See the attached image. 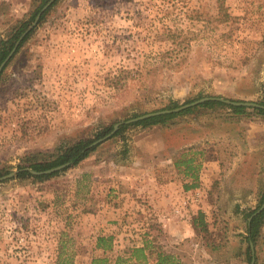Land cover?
Listing matches in <instances>:
<instances>
[{"label":"rangeland","instance_id":"obj_1","mask_svg":"<svg viewBox=\"0 0 264 264\" xmlns=\"http://www.w3.org/2000/svg\"><path fill=\"white\" fill-rule=\"evenodd\" d=\"M33 6L0 0V38ZM49 8L0 79L1 176L20 170L0 180V264H91L104 254L96 248L101 234H116L124 247L140 240L144 226L149 235L169 233L153 220L152 204L116 211L124 200L95 189L91 172L107 173L108 164L95 162L119 163L141 131L161 124L124 123L120 134L50 178L22 170L32 160H49L63 144L173 101L264 99V0H57ZM231 112L197 108L172 124L199 128L202 119L213 140L223 134V175L246 156L233 175L189 199L192 219L204 211L209 229L173 244L185 264H252L248 224L264 202V116L247 107L230 122ZM254 248L255 264H264V224Z\"/></svg>","mask_w":264,"mask_h":264},{"label":"crops","instance_id":"obj_2","mask_svg":"<svg viewBox=\"0 0 264 264\" xmlns=\"http://www.w3.org/2000/svg\"><path fill=\"white\" fill-rule=\"evenodd\" d=\"M226 119L231 122L241 118L240 115L237 116L231 112ZM192 124H186V127L175 124L165 126L168 128H162L164 125L161 124L160 126L155 125L153 129L141 131L128 146L126 155L118 158L121 159L119 163L117 160L110 163L108 161L95 162L98 155L94 156L93 160L97 165L105 163L110 166L105 174L91 171L95 173L92 176L95 189L104 188L108 197L124 200L123 206L119 203V207L114 209L120 212L131 207H138L144 211L145 203L152 204L153 210L154 208L156 210L153 220L159 224L160 228L164 227V230L169 232L168 235L163 236L149 235V230H146L142 220L140 227H144L140 228V240L134 245L128 244L124 247L118 246L120 241L118 242L116 234H101L114 236V249L106 252L111 257L127 246H146L145 252L149 264H157L160 258L159 252L162 251L172 254L185 264L184 253L173 244H184L192 237L190 232L195 231L194 217L192 219L188 208L189 204L192 205L189 199H194L192 197L194 194L202 196L208 193L207 190L212 188L215 180L233 175L240 159L246 158L245 155L234 158L226 169V174L223 175L224 155L228 150L220 142L224 139L223 134H218L220 141L213 140L208 124L204 120H200L199 128H192ZM181 158H193L194 164L200 165L196 185H193V176L185 172V167L176 165ZM175 210H179L178 214ZM95 225L100 226V221L96 220ZM98 250L105 253L102 249ZM207 254L210 253L207 252Z\"/></svg>","mask_w":264,"mask_h":264},{"label":"trees","instance_id":"obj_3","mask_svg":"<svg viewBox=\"0 0 264 264\" xmlns=\"http://www.w3.org/2000/svg\"><path fill=\"white\" fill-rule=\"evenodd\" d=\"M48 0H34V6L28 17L24 20H21L19 24L13 28L12 32L9 34L8 37L6 38H0V64L2 61L7 57L11 49L14 47L16 40L19 38V36L22 34V32L30 25L38 12L41 10V8L44 6V4ZM57 2V0H56ZM54 2V4L56 3ZM50 8H48L43 14L40 19L42 21ZM34 29H32L26 36L25 38L21 41L20 46L18 47L16 53L21 49V47L24 45V43L30 38L32 33L34 32ZM176 35H174V41H176ZM179 43V42H178ZM15 53V54H16ZM13 55V57L15 56ZM12 57V58H13ZM11 61V59H10ZM9 61V62H10ZM8 62V63H9ZM7 66V65H6ZM5 66V68H6ZM3 74V71L0 75ZM205 97L204 95H200L199 98ZM215 97H221V96H215ZM190 102V101H188ZM258 103L262 104L263 106H258L254 107V109L260 113L261 115L264 116V99L262 101H259ZM180 106V103L178 101H173L171 105H169L167 108H174ZM227 106L230 107L237 116L245 113L247 106L244 105H233V104H228L222 100H217V99H210L202 102L201 104L194 106V107H189L186 108L180 112H174V113H168V114H162V115H157V116H152L149 118H145L142 120H139L133 124L135 125H141V126H150L154 124H162L164 126H169L174 123V120L176 117L180 115H184L187 113H191L197 108H204V107H210V108H215V107H223ZM131 125V124H130ZM129 124H123L120 126L119 130L114 134H120L123 129H125ZM114 128V124L105 126L101 129H99L95 136L92 138H81L78 139L72 143H67L61 145V147L58 148V150L54 153L48 154L49 160L46 161H37L34 162L32 159V162L30 166L33 169L36 170H46L49 168H52L54 166L60 165L62 163H67L69 162L70 165L65 168L64 170L78 165L82 160L87 158L91 152L97 149L96 146L90 147V145L98 138L104 137L108 133H110ZM178 167H185V172L187 174H191L194 178V183L193 185H196L198 175L197 172L200 168V165L194 164V159H186V158H181L178 160L177 164ZM61 171H56L54 173H49V174H42V175H36V178L39 179H46L50 178L52 176L58 175ZM2 175V172L0 171V176ZM264 197V195H263ZM257 210V209H256ZM254 210L251 214L250 217L256 212ZM195 229H200V227L203 228V230L208 231L209 229V224L206 220V215L205 212L200 210L198 216L194 217L193 219ZM264 224V210L261 211L260 213H257L252 216V219L249 221L248 224V232L249 236L248 239L250 241H253L254 243L257 241V237L261 233V228ZM96 248L97 249H102L105 251L103 255H98L94 256L92 258L91 264H149L148 262V256L145 252V247H137V246H132L129 247L127 246L124 248L122 251L117 253L114 257H111L109 254L106 252L112 251L114 249V236L113 235H100L97 239L96 243ZM251 247H248L249 251V258L252 260V254H251ZM159 260L157 264H183L180 260H178L175 256L172 254H166L163 251L159 252Z\"/></svg>","mask_w":264,"mask_h":264},{"label":"water","instance_id":"obj_4","mask_svg":"<svg viewBox=\"0 0 264 264\" xmlns=\"http://www.w3.org/2000/svg\"><path fill=\"white\" fill-rule=\"evenodd\" d=\"M56 0H48L47 3L41 8V10L38 12V14L36 15L34 21L32 22V24L30 26H28L23 32L22 34L19 36V38L16 40L14 47L11 49V51L9 52V54L7 55V57L2 61V63L0 64V75L3 71V69L5 68V66L7 65V63L10 61V59L13 57V55L16 53L18 47L21 44V41L25 38V36L33 29L35 28V26L39 23L42 14L55 2ZM210 99H217V100H222L228 104H233V105H244L247 107H258V106H263L262 104L258 103V102H254V101H238V100H232V99H228V98H224V97H215V96H205L202 98H198L194 101L191 102H187V103H183L178 107H174V108H164V109H160V110H156V111H152V112H147L141 115H138L134 118H130L126 121H120L117 122L114 125L113 130L108 133L107 135H105L104 137L98 138L96 139L91 145L92 146H96L98 144H100L101 142L107 140L108 138H110L111 136H113L120 128V126L124 123H132V122H137L139 120L145 119V118H149L152 116H157V115H162V114H168V113H174V112H180L186 108L189 107H194L197 106L199 104H201L202 102L206 101V100H210ZM70 165L69 162L67 163H62L60 165L54 166L52 168L46 169V170H36L30 167L24 168L22 170H28L29 172H31L32 174L35 175H42V174H49V173H54L56 171H61L65 168H67ZM20 170H14L11 171L8 174H5L3 176L0 177V180L3 179H7V178H12L14 177ZM264 210V202L263 204L256 210V212L253 214H257L260 213L261 211ZM252 215V216H253ZM252 216L250 217L249 221L252 219ZM251 248H252V264H255L256 262V257H255V248H254V242L251 241Z\"/></svg>","mask_w":264,"mask_h":264},{"label":"built area","instance_id":"obj_5","mask_svg":"<svg viewBox=\"0 0 264 264\" xmlns=\"http://www.w3.org/2000/svg\"><path fill=\"white\" fill-rule=\"evenodd\" d=\"M177 212H179V210H177Z\"/></svg>","mask_w":264,"mask_h":264}]
</instances>
